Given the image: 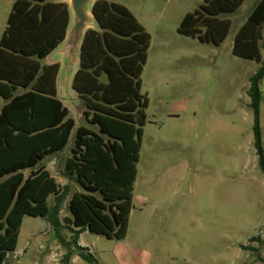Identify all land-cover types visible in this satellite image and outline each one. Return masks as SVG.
<instances>
[{
    "label": "rangeland",
    "instance_id": "1",
    "mask_svg": "<svg viewBox=\"0 0 264 264\" xmlns=\"http://www.w3.org/2000/svg\"><path fill=\"white\" fill-rule=\"evenodd\" d=\"M16 1L0 0V41ZM111 1L125 6L151 36L142 75L149 107L127 237L116 241L84 233L79 241L95 258L91 264H264V245L253 241L264 242V174L254 148L256 115L249 95L261 64L233 54L235 37L260 0H245L229 16L232 27L219 47L178 33L185 16L204 0ZM261 52L264 60L263 45ZM52 61L64 65L60 51L42 65ZM58 85L76 127L98 131L85 119L82 101ZM259 87L264 143V79ZM74 139L75 132L63 152L42 163L60 187H71L59 232L45 218L26 216L16 250L0 264H89L79 257L65 221L71 218V197L83 192L65 177ZM54 204L51 196L49 206Z\"/></svg>",
    "mask_w": 264,
    "mask_h": 264
},
{
    "label": "trees",
    "instance_id": "2",
    "mask_svg": "<svg viewBox=\"0 0 264 264\" xmlns=\"http://www.w3.org/2000/svg\"><path fill=\"white\" fill-rule=\"evenodd\" d=\"M55 0H17L0 41V263L16 250L26 216L47 219L59 232V214L71 193L42 166L63 152L75 132L65 177L77 183L69 201L79 257L96 262L79 246L86 232L122 241L127 237L138 175L149 100L142 93L151 36L123 5L96 0L91 12L96 29L84 36L72 89L82 101L91 126L76 127L57 95L60 65H42L65 41L71 13ZM245 0H204L183 19L178 33L201 43L221 46ZM264 0L255 6L235 37L233 54L261 64L251 81L256 115L254 148L264 174V143L259 126L264 79ZM21 92V93H19ZM31 170L29 177L24 172ZM54 196L55 204L49 206ZM264 245L260 238H255ZM264 263V258L260 259Z\"/></svg>",
    "mask_w": 264,
    "mask_h": 264
},
{
    "label": "water",
    "instance_id": "3",
    "mask_svg": "<svg viewBox=\"0 0 264 264\" xmlns=\"http://www.w3.org/2000/svg\"><path fill=\"white\" fill-rule=\"evenodd\" d=\"M69 2L71 16H73L72 27L68 29L66 39L60 49L64 58L63 69L60 73L59 83L65 87L69 96L71 80L79 64L81 45L85 33L96 25L94 16L90 11L96 0H66Z\"/></svg>",
    "mask_w": 264,
    "mask_h": 264
},
{
    "label": "crops",
    "instance_id": "4",
    "mask_svg": "<svg viewBox=\"0 0 264 264\" xmlns=\"http://www.w3.org/2000/svg\"><path fill=\"white\" fill-rule=\"evenodd\" d=\"M56 1V0H55ZM54 1V3H56ZM56 4H60V3H56ZM70 22H71V20H70ZM69 27H70V25H69ZM62 46H63V44L55 51V52H57V51H60V49L62 48ZM54 52V53H55ZM54 53H52V54H54ZM51 54V55H52ZM50 55V56H51ZM49 56V57H50ZM48 57V58H49ZM54 64H59L60 65V72H59V74H58V77H57V95H58V98H59V78H60V73H61V71H62V69H63V66H62V64L60 63V62H57V61H52L51 63H50V65H54ZM50 65H47V66H50ZM78 68H79V64H78V66H77V69H76V72L78 71ZM76 72H75V74H76ZM75 74H74V76H75ZM74 76H73V78H72V80H71V83H70V89H69V93L71 94V93H73L74 95H76V93L73 91V89H72V83H73V79H74ZM70 94H69V97H70ZM72 95V94H71ZM77 96V95H76ZM60 99V98H59ZM71 99H73V96H71ZM61 101H63L62 99H60ZM63 104H64V106L66 107V105H65V103L63 102ZM69 109V108H68ZM81 236H83V235H81ZM80 236V237H81ZM79 240H80V238H79ZM80 242V241H79ZM79 246H81V247H84L82 244H81V242L79 243Z\"/></svg>",
    "mask_w": 264,
    "mask_h": 264
}]
</instances>
